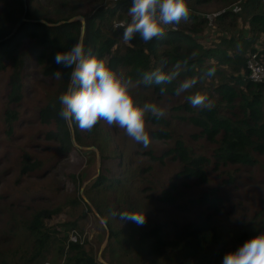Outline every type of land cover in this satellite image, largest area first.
Returning a JSON list of instances; mask_svg holds the SVG:
<instances>
[{
	"label": "rangeland",
	"instance_id": "rangeland-1",
	"mask_svg": "<svg viewBox=\"0 0 264 264\" xmlns=\"http://www.w3.org/2000/svg\"><path fill=\"white\" fill-rule=\"evenodd\" d=\"M96 1L105 4L109 0ZM82 3L85 4V0H82ZM78 4L79 0H33L34 19L41 21L52 19L59 22L73 16L80 18L82 10L72 12ZM238 4L239 0L230 2L212 0L189 5L190 10L192 9L198 16L207 15L213 17L214 21L215 15ZM114 24L115 22L108 20L102 21L100 26L110 33ZM203 29V32L196 36L207 46L217 45L220 27L215 28L207 24ZM116 35L119 36L118 32ZM208 59L209 62L215 60ZM219 64V72L211 78L200 80L194 89L179 97L158 96L150 89L142 88L138 91L137 98L143 100L142 103H155L165 110L164 117L170 121L168 125L170 135L174 134L175 138H181L188 150L190 148L193 150L192 152L189 150L193 156L212 157L211 152L216 144L206 138L200 128L188 122L186 117L189 112L182 105L186 103L185 95L195 92L209 94L213 85L222 77H226L230 68L224 63ZM9 73V66L0 71V264H37L44 261L49 264H65L64 252L71 242L83 245L98 260L106 228L82 195L96 210L95 204L100 206L103 210L102 218L106 224L108 220L114 230L120 229L124 224V217L117 209V206L122 204L142 207L147 215L150 214L147 223L130 224V231L136 229L138 232H148V229L159 223L164 231L163 235L180 238L185 229L189 230L205 221H209L215 227V232L211 231L215 235L207 234L202 249L194 247L196 241L193 239L191 240L193 246L186 241L179 248L166 250L161 248L158 255H149L146 258L134 255L130 248L124 253L121 237L116 241L108 238L101 257L110 264H214L213 249L237 247L242 241L243 232L248 231L253 236L257 234L253 230L254 226L264 229V154L259 155L252 167L242 165L237 168L231 167L229 174L222 173L221 168H214L210 160H205L203 168L208 180L199 178L185 180L179 175L177 187L180 192H177L178 200L175 196L174 205L146 199L143 194H139L136 182L127 180L133 179L134 176L127 175L126 165L134 162L133 167L136 169L146 163H152L151 177L161 189L172 179L173 173L179 172L182 168L181 161H173L163 152L173 146L174 138L157 139L148 133L149 146L140 148L123 129L109 127L102 121L101 128L94 135L81 134L78 143L74 133L71 134L74 142L82 147H77L83 151L82 153L72 152L63 155L59 153L60 144L51 140L48 135L51 130H55L54 124L43 123L38 115L39 108L60 93L58 86L60 79L45 76L41 65L33 60L30 69L23 71L22 85L19 89L20 100L10 102L7 96ZM211 100L213 103L218 100L215 93ZM182 117L186 120L181 119ZM68 125L71 128V124ZM154 126L155 124L150 121L147 124L148 129ZM93 138L108 155L104 160L100 159L101 151L92 143ZM136 148L138 152H135ZM144 149H151L162 155L161 161L151 160L144 154ZM119 154L124 156L122 164L119 162L121 160ZM26 158L29 160L28 163L25 161ZM33 162L41 164L42 171L46 170L42 176H39L42 172L39 168L25 170V166ZM97 167L99 172L96 175ZM99 173L123 179L125 187L115 188L106 184L96 190L92 183ZM229 176L231 182L227 183L225 179ZM211 186L218 187L217 193L223 197L217 207L210 206L206 201L201 204L195 200L205 196V192H209ZM41 208L54 210L44 223L46 227L55 230L56 238L49 241L42 257H36L37 259L34 258L36 260L33 259L34 261L30 263V257L36 251V247L34 236L27 229L26 223L33 212ZM146 241L152 242L154 238ZM62 242L64 250L61 252Z\"/></svg>",
	"mask_w": 264,
	"mask_h": 264
},
{
	"label": "trees",
	"instance_id": "trees-1",
	"mask_svg": "<svg viewBox=\"0 0 264 264\" xmlns=\"http://www.w3.org/2000/svg\"><path fill=\"white\" fill-rule=\"evenodd\" d=\"M32 1L0 0V71L10 67L7 96H9L10 102L20 100L19 89L22 85L23 71L30 69L33 60L36 64L41 65L42 73L45 76L54 78V73L59 70L61 72L60 85H58L60 93L42 105L38 110V115L43 123L54 124L55 130H51L48 135L51 140L60 144L59 153L63 155L72 152L80 154L83 151L73 143L68 122L58 115L59 96L66 90L69 77L68 70L55 62V56L58 52L70 48L81 37V21L79 18H75L57 23L52 19H46L48 22L57 23L50 25L34 19ZM210 1L212 0H187V3L190 9V3L198 5ZM130 6L131 0H109L105 4L96 0H85V4H83L82 0H79V4L72 12L82 10V16L85 18L82 37L86 48H91L94 53L106 57L114 69L125 72L134 80L142 79L144 72L160 67L168 71L177 62L182 64L180 76L171 84L151 86L141 84L138 91L142 88L150 89L153 93L161 96L160 87H165L167 91L164 95H174L175 87L180 80L186 77H199L212 67L215 68L216 74L220 71L219 63H224L230 68L226 77L218 80L207 94L212 99L213 93H215L218 99L214 102V107L211 110L193 108L187 99L186 103L182 105L189 112L186 117L188 122L200 128L201 133L216 144L211 152L212 157L193 156L191 154L193 150L190 148V152L181 138H175L174 134L170 135L168 129L170 121L167 118L149 116L148 120L155 126L147 128L148 133L157 139L174 138L173 146L163 152L167 153L171 160L181 161L182 168L177 173L175 171L172 179L160 189L158 183L155 184L151 177L152 163H146L136 169L133 167L134 162L126 165L127 175L134 176L133 179L127 178V180L136 182L140 195L143 194L146 199L174 205L175 196L178 200L177 192H180L177 187L179 175L185 180L191 178L208 180L203 168L205 160H210L212 167L221 168L222 173L229 174L231 167L237 168L241 165L252 167L257 162L259 155L264 154V80L249 79L246 66L247 56L254 51H259L264 63V48L260 46L257 48L259 44L264 45V2L262 0H239L237 6L215 15L214 21L213 17L198 16L191 9L187 22L182 21L179 25H170L166 28V33L162 38L147 44L138 36L125 43L122 28L115 29L113 27L109 33L100 26L102 21L108 20L115 24L126 22L129 19L127 12ZM25 11L26 19L22 20L14 30L17 21ZM184 24L185 26H182ZM207 24L215 28L218 26L221 29V33L217 36L218 43L215 46H207L196 36L203 32V26ZM117 32L119 36L116 35ZM208 58L215 60L209 62ZM164 59L167 60L166 65L161 63ZM185 96L187 98L188 95ZM137 102L142 104L143 100L137 98ZM186 118L182 117L181 119L186 120ZM102 121L100 120L90 131H82L78 125L72 123L77 143L80 142L81 134L94 135L101 128ZM92 143L99 147L100 159L104 160L108 155L103 152L100 143L95 138L92 139ZM138 146L143 148L141 144ZM137 150L136 148L135 152H138ZM85 152L90 153L88 150ZM143 152L153 161L160 162L162 159V155L151 151V149H144ZM119 157L121 158L119 162L122 164L124 156L119 154ZM25 161L28 163V158ZM34 168L43 170L41 164L36 162L25 166V170ZM45 172L46 170L42 171L39 176ZM225 181L230 183L231 177H227ZM106 184L115 188L125 187L123 179L112 178L100 173L93 181L92 186L99 190V187ZM217 188L211 186L210 191L205 192V196L195 198V200L201 204L206 201L210 206L217 207L223 200V197L217 193ZM95 206L103 216L100 206L97 204ZM117 209L124 217V224L120 229L114 230L107 220L108 240L116 241L121 237L123 239L121 247L124 248V253L130 248L134 255L146 258L149 255H158L161 248L163 250L179 248L186 241L190 246H193L191 242L193 239L196 241L194 247L202 249L207 234L215 235V227L209 221L193 226L189 230L185 229L180 238H169L163 235L164 231L159 223L148 229V232H138L136 229L130 231V224L147 223V217L150 214L147 215L142 207L131 204L118 205ZM53 212L54 210L49 208L37 209L26 223L27 229L34 236L33 241L36 247V251L30 257V263L38 257H42L43 250L49 241L56 238L55 230L46 227L44 223L45 219ZM211 231L214 232L211 233ZM247 236L252 237L248 231L241 234L240 245L248 239ZM149 238H154V241L145 242ZM239 246L213 249V263L222 264L224 255L229 251H235ZM190 249L194 250V248ZM63 250L62 242L61 252ZM64 254L65 264H102L90 251L77 242H71Z\"/></svg>",
	"mask_w": 264,
	"mask_h": 264
},
{
	"label": "clouds",
	"instance_id": "clouds-1",
	"mask_svg": "<svg viewBox=\"0 0 264 264\" xmlns=\"http://www.w3.org/2000/svg\"><path fill=\"white\" fill-rule=\"evenodd\" d=\"M128 20L114 24L123 29V40L127 43L137 38L145 44L162 38L166 26L179 25L190 18L187 0H131L127 12ZM55 62L68 70L66 90L59 96L58 115L69 124L78 125L82 131H90L103 120L109 127L123 129L128 137L147 148L150 138L147 131L149 116L163 117L165 110L155 103L137 102L141 84L168 85L177 80L182 64L177 62L171 70L162 67L142 74L134 80L123 71L114 69L110 61L86 48L80 37L68 49L58 52ZM162 65L167 60H162ZM186 64V62H184ZM215 68H208L199 77H186L174 89V95L190 92L202 79L211 78ZM56 78L61 76L57 70ZM160 87L161 95L166 93ZM187 102L196 109L211 110L213 101L206 93L195 92L187 96ZM257 234L245 240L235 251L223 257L222 264H264V229L254 226Z\"/></svg>",
	"mask_w": 264,
	"mask_h": 264
},
{
	"label": "water",
	"instance_id": "water-1",
	"mask_svg": "<svg viewBox=\"0 0 264 264\" xmlns=\"http://www.w3.org/2000/svg\"><path fill=\"white\" fill-rule=\"evenodd\" d=\"M26 11L24 12V14L21 16V18L17 21V24H16V26L14 27V30L16 29V27L21 23V21L22 20H24V19H26ZM75 18H79V17H77V16H73V17H71V18H69V19H67L68 21H70V20H73V19H75ZM80 21H81V37H82V35H83V33H84V27H85V18L83 17V16H81L80 18ZM44 23H47V24H50V25H54V24H57V23H59V22H63L64 20H62V21H59V22H57V23H48L47 21H45V20H42ZM13 30V31H14ZM12 31V32H13ZM1 40V39H0ZM70 130H71V134L73 135V133H74V129H73V126H72V124H71V128H70ZM72 140H73V142L75 141L74 140V138H73V136H72ZM75 143V142H74ZM76 144V143H75ZM76 146L77 147H80V148H82L80 145H77L76 144ZM89 148V147H88ZM98 172H99V167H97V173H96V175L98 174ZM82 197H83V199H84V201L92 208V210H93V212L95 213V215H96V217L101 221V223L104 225V227L106 228V235H105V239H104V241L101 243V245H100V248H99V252H98V261L100 262V263H102V264H110V263H108L107 261H105L102 257H101V252H102V250H103V248L105 247V245H106V242H107V239H108V237H109V229H108V226H107V224H106V222L104 221V219L102 218V216H101V214L95 209V208H93V206L90 204V202H89V200L84 196V195H82Z\"/></svg>",
	"mask_w": 264,
	"mask_h": 264
},
{
	"label": "built area",
	"instance_id": "built-area-1",
	"mask_svg": "<svg viewBox=\"0 0 264 264\" xmlns=\"http://www.w3.org/2000/svg\"><path fill=\"white\" fill-rule=\"evenodd\" d=\"M264 2V0H262ZM170 25L166 26L169 27ZM264 48V45H257ZM247 66V77L253 81H263L264 80V63L261 59V54L259 51H254L250 53L246 58ZM37 264H49L47 262L37 263Z\"/></svg>",
	"mask_w": 264,
	"mask_h": 264
},
{
	"label": "crops",
	"instance_id": "crops-1",
	"mask_svg": "<svg viewBox=\"0 0 264 264\" xmlns=\"http://www.w3.org/2000/svg\"><path fill=\"white\" fill-rule=\"evenodd\" d=\"M244 31H246V30H244Z\"/></svg>",
	"mask_w": 264,
	"mask_h": 264
}]
</instances>
